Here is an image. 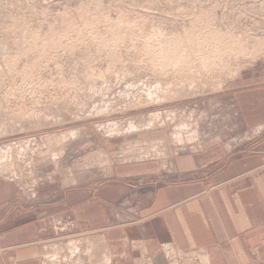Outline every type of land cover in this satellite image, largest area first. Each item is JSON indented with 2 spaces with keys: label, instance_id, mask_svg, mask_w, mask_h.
I'll return each instance as SVG.
<instances>
[{
  "label": "rangeland",
  "instance_id": "obj_1",
  "mask_svg": "<svg viewBox=\"0 0 264 264\" xmlns=\"http://www.w3.org/2000/svg\"><path fill=\"white\" fill-rule=\"evenodd\" d=\"M259 63L264 0H0V175L59 195L238 141L233 92ZM93 233L61 235L44 264H102Z\"/></svg>",
  "mask_w": 264,
  "mask_h": 264
},
{
  "label": "crops",
  "instance_id": "obj_2",
  "mask_svg": "<svg viewBox=\"0 0 264 264\" xmlns=\"http://www.w3.org/2000/svg\"><path fill=\"white\" fill-rule=\"evenodd\" d=\"M248 73L232 96L248 133L238 141L116 163L59 195L0 175V264H44L61 235L86 232L102 264H264V64Z\"/></svg>",
  "mask_w": 264,
  "mask_h": 264
},
{
  "label": "bare ground",
  "instance_id": "obj_3",
  "mask_svg": "<svg viewBox=\"0 0 264 264\" xmlns=\"http://www.w3.org/2000/svg\"><path fill=\"white\" fill-rule=\"evenodd\" d=\"M192 43H193V42H192ZM195 44H198V43L195 42ZM222 46H223V45H222ZM222 46H220V47H222ZM239 46H240V45H239ZM241 46H242V45H241ZM245 47H246V46H245ZM224 49H225V48H224ZM230 49H231V48H230ZM233 50H234V49H233ZM181 51H182V50H181ZM181 51H180V52H181ZM178 52H179V51H178ZM178 52H176V53H178ZM212 52H213V53H214V52H215V53H218V52H219V46L214 45V48L212 49ZM174 54H175V53H174ZM174 54H173V55H174ZM176 55H177V54H176ZM179 55L181 56V53H180ZM183 55H184V54H183ZM172 57H173V56H172ZM176 58H178V57H176ZM180 58H182V57H180ZM183 58H184V57H183ZM165 59H166V58H165ZM170 60H171V58H170ZM185 60H186V59H185ZM179 62H181V59L179 60ZM26 78H27V77H26ZM9 151H10V150H9ZM82 238H83V237H82ZM82 240H84V239H82ZM68 242H69V241H66V243L64 242L65 244L63 243V244H64V248H65L66 246H69L70 243H68ZM84 242H85V241H84ZM84 242H83V243H84ZM57 243H58V242H57ZM77 243H78V242L76 241V245H77ZM82 245H83V244H82ZM84 245H85V244H84ZM86 245H88V244H86ZM69 247H70V246H69ZM78 247H79V246H78ZM86 247H87V246H86ZM60 248H61V247H60ZM75 250H76V249H75ZM78 250L81 251L80 248H79ZM175 251H176V250H175ZM108 252H109V251H108ZM51 253H52V252H51ZM78 253H79V252H78ZM81 253H83V252H81ZM175 253H176V252H175ZM75 254H77V253H75ZM106 254H107V253H106ZM176 255H177V254H176ZM64 256H65V255H64ZM46 257H47V256H46ZM103 257H104V256H103ZM192 257H193V256H192ZM63 258H64V257H63ZM45 259H47V258H45ZM48 259H49V258H48ZM61 259H62V257H61ZM80 259H81V258H80ZM176 260H177V259H176ZM79 262H80V261H79ZM79 262H78V263H79ZM170 263H171V262H170ZM170 263H169V264H170ZM172 263H173V262H172ZM80 264H81V263H80ZM103 264H104V263H103Z\"/></svg>",
  "mask_w": 264,
  "mask_h": 264
}]
</instances>
